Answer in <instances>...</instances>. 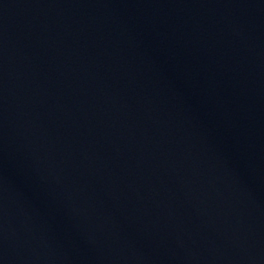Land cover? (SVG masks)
I'll return each instance as SVG.
<instances>
[{"label": "water", "instance_id": "obj_1", "mask_svg": "<svg viewBox=\"0 0 264 264\" xmlns=\"http://www.w3.org/2000/svg\"><path fill=\"white\" fill-rule=\"evenodd\" d=\"M0 264H264V0H0Z\"/></svg>", "mask_w": 264, "mask_h": 264}]
</instances>
